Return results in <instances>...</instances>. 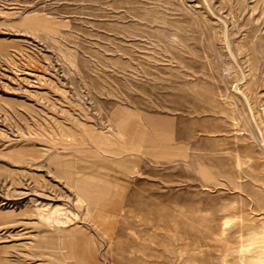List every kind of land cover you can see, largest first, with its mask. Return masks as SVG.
I'll return each instance as SVG.
<instances>
[{
	"label": "rangeland",
	"instance_id": "rangeland-1",
	"mask_svg": "<svg viewBox=\"0 0 264 264\" xmlns=\"http://www.w3.org/2000/svg\"><path fill=\"white\" fill-rule=\"evenodd\" d=\"M0 264H264V0H0Z\"/></svg>",
	"mask_w": 264,
	"mask_h": 264
}]
</instances>
